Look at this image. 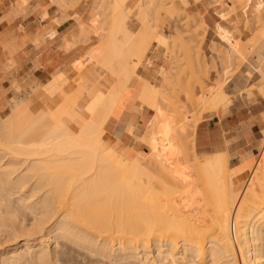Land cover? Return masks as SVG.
Masks as SVG:
<instances>
[{"label":"bare ground","instance_id":"bare-ground-1","mask_svg":"<svg viewBox=\"0 0 264 264\" xmlns=\"http://www.w3.org/2000/svg\"><path fill=\"white\" fill-rule=\"evenodd\" d=\"M126 1L109 3L110 27L104 45L99 44L102 52L86 60L98 61L111 74L112 63L136 33L129 26L135 9L141 27L151 25L148 0H139L133 8ZM257 9L264 10L262 1ZM255 34L247 43L230 42L229 47L233 59L242 57L262 82L264 28ZM87 35L82 27L73 41L81 42ZM186 45L190 66L196 69L197 56ZM227 54H222L224 66L232 64ZM131 68L117 76L106 94L84 96L70 111L63 103L69 89L61 85L53 93L41 87L7 116L0 111V243L24 237L21 247L1 254L0 264H60V257L76 247L97 263L106 259L110 264H264V150L253 164L248 185L241 189L230 155L200 154L187 112L173 102L172 107L167 105L171 113L161 109L169 103L165 90L170 87L156 86ZM164 72L167 81L173 72ZM230 75L216 82L214 91L203 93L202 116L219 117L230 104L224 90ZM135 77L142 85H130ZM258 84L242 92L243 101L252 100L250 93L262 85L259 80ZM125 93L130 108L145 104L155 112L151 119L155 122L170 113L172 133L165 139L173 153L169 163L150 148L147 130L141 141L148 148L131 162L105 147L106 133L119 138L124 129L117 123ZM263 103L253 104V109ZM83 107L89 116L79 124L76 119ZM110 119L115 122L111 131ZM51 243L56 251L49 248Z\"/></svg>","mask_w":264,"mask_h":264},{"label":"rangeland","instance_id":"rangeland-1","mask_svg":"<svg viewBox=\"0 0 264 264\" xmlns=\"http://www.w3.org/2000/svg\"><path fill=\"white\" fill-rule=\"evenodd\" d=\"M52 1L57 4L55 0ZM64 1V3H62V1L60 4H57V8L61 13V16L57 18V21H63L65 18L69 17L71 13H73L74 15L76 14V16L78 17L79 25L80 23H83L89 31H87L88 37H83L84 39L81 40V42L80 40H78L79 38L77 39L78 42H74L73 40H71L72 42L65 40L64 44L62 45V48H65V50L67 51L77 44H82V46L85 47L82 51V54L70 63V70H72V72L74 73L78 72L83 67H85L87 63L95 64L98 66V61L91 62L92 59H95L91 57V55L93 53L102 52V47L99 44L103 43V46L105 40L102 39L103 42H98L100 40L99 30L103 35L108 34V27H110V24L108 25L110 19L109 16L112 12V6L109 3L112 2V0ZM148 1V4L146 3V1L145 3L147 4L146 7L148 8L149 15L151 17V25L149 22L150 26L148 28L141 27L139 32L134 34L129 45L115 59L110 68L112 70H115L117 65L121 64L120 58L122 54L124 52H131L132 59L123 66V71L121 73L123 74L126 69L128 70L129 68H131L129 67L130 65L137 69L140 62L139 57L137 56V52L138 54L141 53L140 55H142L143 53H145V48L148 43L153 41V39L156 40L157 43L152 45L151 49L148 52V58L140 63V66L138 67V72L143 75H145L147 72H150L154 75V81H152L153 84L165 86V89H168L170 87L167 91L165 90V93L170 95V98L168 95L167 100L169 101V103H166V107H164V105L163 107L161 106V109L163 110V108H165L166 110L167 108L166 112H170L172 109L170 110V108L168 107H172L175 103L176 105L178 104L177 106L181 107V109L187 112L186 114L188 116V120H191V125L193 126L196 132L197 126L200 122L205 121L207 119H211V117L209 116H202V109H199L200 105L203 103V93L214 91L216 87H218L216 86V82H220L221 78L223 79L225 75L229 76L231 73H235L237 70H240L239 68L242 66L243 63H245L242 57L233 59L229 47L230 42L234 43V45H238L242 42L247 43V41L253 39V36L256 35V31L259 32L264 28V10L261 11L257 9V7H260L261 1L264 5V0H255L254 4L252 3L253 0ZM136 2L139 3V0H131L130 4L126 5L127 7L133 8ZM137 11L138 10L135 9V12L132 15V21H134L133 26L138 29V27H140L141 25V22L136 19L135 14ZM208 12H212L215 17L218 18V20H226H223L222 22L218 21L216 26H214V24L208 23V21L206 20L208 23L207 25V23L204 21V18L206 17ZM162 38L165 39L164 41L166 42V44H164L165 42H161ZM168 43L171 44L169 45L171 47L168 46ZM179 43L183 44L181 45ZM184 44L190 45L192 47L193 53L197 56V61L199 65H196V69L195 66L194 68L190 66L187 54L184 50ZM218 53L221 54V57L218 56ZM226 53H228L227 55H231V58L229 59L232 60V64H226L228 67L225 65L227 67V70H225L226 67L224 66V60L221 59L225 58ZM222 54H224L225 56L222 57ZM134 58L138 62H135ZM88 59L91 60L88 62L86 61ZM76 66H80V69H77ZM99 66L103 67V69L107 72L108 76H112L111 73H109V71L104 68V66ZM162 68L166 71H170L171 69L169 75L173 72L172 75H170L171 78L168 76V78L170 79L167 81L166 79H164L165 76L167 77V74H165L166 72H164ZM224 71H226V74H224ZM136 74L138 75V77L141 76L137 72ZM253 74L254 76L251 84L244 85V90H240V92H237L235 94L228 93L224 85V90L229 94L230 104L223 108V111L219 117H213V119H216L218 121L224 132L227 130H231V134L241 136V141L245 146H251L253 144L256 145L255 154L251 156H245L242 158L241 161H239V158H234V155L230 154L228 151H222L213 154H202L221 155L222 153L227 152L230 155V164L232 168L236 169V171L238 172L237 180L239 182L237 183V185L240 186L241 189L245 188L246 185H248L247 179H250L253 175V164H256L257 160L259 161L260 154L264 150V140L262 138V134L264 135V105L253 109V104L255 105L257 103H263L264 101V80L260 82V76L255 72L254 69ZM21 75H12V77L8 78L7 80H0V111L4 116H7L13 111H15L33 94H35V92L40 90L41 87H45V85L38 84V81L36 80L32 81V75L26 80L23 77H20ZM6 76L9 77L8 74ZM20 78L23 79L20 80ZM77 78L78 77H76L73 81L80 84L81 81ZM258 80L259 83H262L263 86L260 85V87L254 89L255 91L250 93L252 100L249 101V103L244 101V104L242 101L244 100L242 92L246 90L248 91L254 86H256L254 84L259 85ZM130 83H133V81H131ZM201 85H204L203 87L205 90L202 88ZM66 87L70 91L67 90L68 92H65L66 94L63 97V103L65 107L70 111V109L76 107V103L77 105H80L82 101H79L77 100V98H75L79 96L76 95L74 91V86ZM77 87H84V93H87V96L88 94L92 98H95L97 96L93 95L92 91H90L91 88L88 86ZM64 89L66 90V88ZM191 95H193L195 99L194 101H196L195 105L193 103L194 101H191ZM128 97L129 95L127 93L123 94V96L121 97L120 101L124 107H129L127 104ZM172 102L174 103L173 105H171ZM137 104L138 108L141 109L142 113L144 111L146 113V116H141L143 119H145L142 123L143 129L141 134H139V131H137V127H130L125 124L124 129L119 138L113 135L114 132L106 133L103 137L104 145L108 149L114 151L121 159L131 162L133 161V159H135V157H137V155H139V152L143 153V151L148 148L144 144V141H141L143 132L145 133L147 130L146 134L149 137L148 144L150 145V148H152L153 150L157 149L158 152H160L159 154L163 155H161V159L169 163L173 153L171 152L170 148H168L169 146L166 144L165 139H167L169 133H172V123L169 119L171 112L169 113V115L166 114L167 116L165 115V113H161L162 121L155 122L154 120H151L153 119L152 117L154 116L155 112L141 102L136 103V105ZM83 108L79 111L80 113L76 119L77 123L79 124H83L85 123V121L88 120L89 114L85 110V108ZM162 110L161 112H164ZM82 112L83 114H81ZM107 130L111 131L112 127L107 126ZM125 134H130L131 139H129V137L127 136L125 137V140H122V136H124ZM114 141L117 144H113ZM23 238L24 237H20L17 241H10L11 243L9 241L5 243L1 242L0 256L2 253L7 252L8 250L16 249V247H21L23 245ZM162 238L165 239V237ZM165 241L166 240H164V242ZM54 245L55 244L53 243L52 246L51 243V247L49 248L51 250L53 249L56 251V249L53 248ZM57 246H59L56 247L57 251H61L62 245L57 244ZM94 260L95 258L93 257L92 259L86 251H83V249H79L76 247V249L72 248L71 250H68L66 253H64V255L60 257L59 262L60 264H100L101 262V264H110V262L108 263L106 259L99 263L95 262ZM56 262L57 261H53V263L51 264H54Z\"/></svg>","mask_w":264,"mask_h":264},{"label":"crops","instance_id":"crops-1","mask_svg":"<svg viewBox=\"0 0 264 264\" xmlns=\"http://www.w3.org/2000/svg\"><path fill=\"white\" fill-rule=\"evenodd\" d=\"M130 2L131 0H127L126 4H130ZM252 3L254 4L255 0ZM59 16H61V13L57 8V4L52 0H0V80H7L12 75L19 76L21 74L20 77L26 80L32 75V81L36 80L38 84L45 85L51 93L57 91L60 85L74 86V91L79 96L75 98L79 101L87 96V93H84V87L78 88L77 86L90 87V91L94 96L100 93L106 94L113 85L115 86L117 75L121 74L123 66L131 61L132 53L124 52L122 54L121 64H118L115 70L113 69L116 76L114 74L108 76L101 66L90 63H87L78 72H72L69 68L70 63L82 54L85 47L82 44H77L67 51L62 48V45L65 42L64 40H75L74 37L79 36L81 27L86 28V26L83 23L79 25L76 14L71 13L63 21H57ZM206 20L216 26L218 21L222 22L226 19L218 20L212 12H208L204 18L207 23ZM133 22L131 18L129 26L134 32L138 33L142 25L137 29L133 26ZM99 33L100 40L98 42H101L104 38L106 40V36L101 34L100 30ZM155 43L157 42L154 39L148 43L144 55L137 52L140 60L138 67L141 62L148 58V52ZM138 67L136 72L152 82L154 75L150 72L145 75L140 74ZM239 69L225 84V89L230 94L244 90V85L251 84L253 80L255 73L253 74L252 66L245 62ZM7 74L9 77L6 76ZM76 77L80 79V84L73 81ZM23 78H20V80ZM136 80L137 77L133 78V83H130V85H142V83H137ZM156 86L160 85L156 84ZM243 103L245 104L244 101ZM143 115L146 116V113L145 111L142 113L141 109L138 108V104L134 108L125 106L117 126L118 124H127L130 127H137V131L141 134L142 123L145 120L141 117ZM110 122L109 125L113 129L115 122L111 119ZM230 132L231 130L224 132L216 119L211 118L200 122L196 129L197 136L195 138L198 152L200 154H213L228 151L234 155V158H239V161L245 156L255 154L256 145L245 146L241 141V136ZM127 136L131 139L130 134H125L122 136V140H125ZM113 144L117 143L114 142Z\"/></svg>","mask_w":264,"mask_h":264}]
</instances>
